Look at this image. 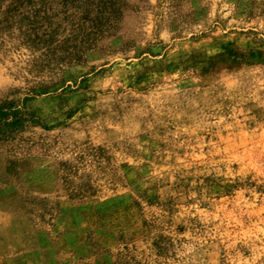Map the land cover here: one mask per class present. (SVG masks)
<instances>
[{"label": "rangeland", "instance_id": "1", "mask_svg": "<svg viewBox=\"0 0 264 264\" xmlns=\"http://www.w3.org/2000/svg\"><path fill=\"white\" fill-rule=\"evenodd\" d=\"M0 106V264H264V0H0Z\"/></svg>", "mask_w": 264, "mask_h": 264}, {"label": "trees", "instance_id": "2", "mask_svg": "<svg viewBox=\"0 0 264 264\" xmlns=\"http://www.w3.org/2000/svg\"><path fill=\"white\" fill-rule=\"evenodd\" d=\"M39 40L42 41L41 39ZM27 42H30L33 45L30 37L27 39ZM33 42L35 43V45L36 43H40L36 42L34 39ZM42 57L46 61H49L50 59H52L53 55L45 54ZM20 112L21 111L19 109L13 108L12 106H0V140L10 136L16 130L22 128L25 117L24 114L22 115V113Z\"/></svg>", "mask_w": 264, "mask_h": 264}]
</instances>
